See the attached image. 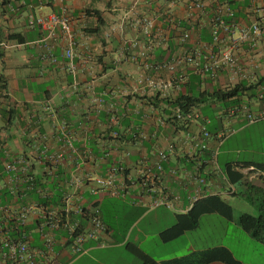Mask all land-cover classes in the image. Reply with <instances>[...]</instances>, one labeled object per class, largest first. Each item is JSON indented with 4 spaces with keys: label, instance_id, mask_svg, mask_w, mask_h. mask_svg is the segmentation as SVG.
I'll list each match as a JSON object with an SVG mask.
<instances>
[{
    "label": "crops",
    "instance_id": "crops-1",
    "mask_svg": "<svg viewBox=\"0 0 264 264\" xmlns=\"http://www.w3.org/2000/svg\"><path fill=\"white\" fill-rule=\"evenodd\" d=\"M197 1L203 4V9H190L188 0H64L72 13L78 54L76 71L71 72L61 60L67 47L66 37L57 31L50 41V50L58 58L57 62L45 57L46 47L40 42L43 32L33 19L57 10L59 3L0 0V43H7L0 46L1 193L10 195L13 190L5 164L15 157H24L31 163L37 180L52 195L53 202L59 200L63 191L71 189L69 183L73 177H79L82 180L79 203L90 211L97 202L107 228L98 239L86 241L80 253L62 243L56 245L62 264H141L132 246L140 248L156 262L224 246L243 263L264 264V244L245 232L236 221L215 212L203 214L198 223L199 226L201 220L206 219L221 225L223 235L215 244L201 248L192 246L184 254L168 252L159 256L144 246V242L154 238L170 242L161 239V232L176 223L178 214L192 207L197 191L202 194L201 198L216 194L231 204L230 199L238 193L236 185L242 181L240 196L246 200L250 192L260 197L250 186L264 190V170L259 166L264 163V128L260 129L264 126L261 123L264 117L250 121L247 111L241 109L246 105L251 113L264 111V97H261L264 95V0ZM31 5L33 16H30ZM227 8L230 14H226ZM218 13L237 28L227 32L219 26L222 40L216 48L225 47L243 27L253 23L261 27L256 45L246 42L240 51L249 78L233 79L228 71L211 77L195 73L186 65L184 80L176 79L178 74L170 75L172 83L166 88V95L199 94L237 85L251 89L229 100L208 98L193 109L200 116L178 129L171 122L174 106L169 100L162 98L165 96L160 90L138 84L137 78L143 69L131 55L144 50L150 61L159 62L187 49L209 45L213 42V17ZM143 17L154 20L151 35L142 28ZM185 31H190V37L183 43L181 35ZM162 39L165 42L154 45ZM168 78L167 72L160 75L165 82ZM206 106L217 113L204 114ZM235 108L237 111L233 114L231 110ZM214 122L218 125L215 130L209 128ZM255 128L259 130L252 131ZM205 130L211 133L206 140L208 150L198 152L193 158L196 151L193 137ZM66 132L72 135L73 148L69 149L55 175H51L44 151L59 152ZM221 134L224 136L219 139ZM171 143L174 150L164 163L158 185L162 192L169 191L178 198L172 205L154 207L151 203L155 196L143 192L137 183L139 168L153 167L158 151L167 149ZM212 150L217 152L221 171L209 161ZM200 159H207L199 172L205 178L204 183L188 176ZM115 166L119 170L113 186L98 187L94 193V179L107 176ZM229 167H232L234 182L229 180ZM230 188L234 192L231 193ZM29 197L38 198L35 192H29ZM234 209L236 215L241 213ZM81 220L86 226L87 219ZM124 220L126 224L122 226ZM141 220H146L144 226L138 225ZM151 221L154 223L152 238L147 229V222ZM157 246L162 248V243ZM209 264L228 263L213 261Z\"/></svg>",
    "mask_w": 264,
    "mask_h": 264
},
{
    "label": "built area",
    "instance_id": "built-area-1",
    "mask_svg": "<svg viewBox=\"0 0 264 264\" xmlns=\"http://www.w3.org/2000/svg\"><path fill=\"white\" fill-rule=\"evenodd\" d=\"M59 3V8L46 14H39L33 19L39 25L43 32L40 40L46 47L45 57L57 62L50 50V41L57 35V31L66 37L67 47L62 55V61L65 62L67 69L71 72L76 71L75 58L78 54L75 52L74 33L71 25L72 13L64 0H53ZM190 9H203V4L197 0H188ZM32 5L30 6V16L32 14ZM226 14H230L227 8ZM222 13V12H221ZM215 27L212 29L213 42L209 45H203L197 48L187 49L184 53L164 59L159 62H152L146 57V51L141 50L139 54L131 55V59L139 61L143 72L138 76L137 82L143 87H149L160 90L163 96H166L169 84L172 83L170 75H174L178 80H184L186 65L191 66L193 72L198 74L217 77L220 72L228 71L233 79H247L249 75L243 66L240 58V51L244 43L249 42L255 46L258 37L261 35V27L258 23H253L249 27L239 29L238 36L231 38V41L225 47L216 48L221 43V34L219 26L225 31L232 32L236 25L229 24L225 17L220 13L213 17ZM142 28L147 35H151L154 29V20L150 17H143L140 20ZM190 37V31H185L181 35V42L185 43ZM165 42L160 40L161 44ZM6 42H1L0 46H5ZM136 47V43L134 44ZM181 70V71H180ZM163 72L169 74L168 81L160 79ZM264 97L261 94V97ZM99 103L100 99H96ZM248 107L242 106L241 109L247 111L250 121H255L264 117V111L251 113ZM237 109H232L234 114ZM200 116L195 110L182 111L176 107L172 118L180 121H192ZM211 136L209 131H203L200 135L193 137V144L196 151L195 155L208 150L206 140ZM221 139L224 135H218ZM63 146L59 152L47 153L44 151L45 163L48 165L49 174L55 175L58 166L62 164L69 149L73 148L72 135L65 133ZM174 150V144L171 143L167 149L158 151V160L153 167L141 166L137 183L142 191L152 195L151 205H172L174 196L169 191L162 192L158 181L164 172V163L170 158ZM199 155V154H198ZM198 157V156H197ZM209 161L212 162L217 171H221L217 162V152L210 151ZM207 163V159H200L197 162L195 170L188 172L192 180L204 183L205 178L199 172ZM154 169V170H153ZM119 170L118 167L110 169L107 176L96 177L94 179L96 187L92 189L97 193L98 187H111L114 183V176ZM5 171L9 175L11 184V194L1 193L3 186H0V264H62L59 255L55 250L56 245L62 243L71 248L75 253L83 251V244L88 240L98 239L105 231L106 225L100 214V207L97 202L90 211H86L79 203L80 195L78 190L81 188L82 180L79 177H73L70 181L71 189L63 191L57 202L52 201V195L46 192L41 181L31 171V163L24 157H15L5 164ZM23 186L20 188V186ZM29 192H35L38 198L29 199ZM230 192H234L230 188ZM202 194L197 191L193 203L201 198ZM87 219V225L81 224V219Z\"/></svg>",
    "mask_w": 264,
    "mask_h": 264
},
{
    "label": "trees",
    "instance_id": "trees-1",
    "mask_svg": "<svg viewBox=\"0 0 264 264\" xmlns=\"http://www.w3.org/2000/svg\"><path fill=\"white\" fill-rule=\"evenodd\" d=\"M98 20L101 21L99 13H96ZM5 88V85H3ZM250 88L237 85L231 88L215 89L213 92H202L199 94H177L176 96L166 95L169 103L176 107H180L182 111L197 109L200 104L208 98L229 100L244 94L245 90ZM163 96V95H162ZM171 122L176 128H184L188 124V120L180 121L171 117ZM264 170V163L259 165ZM228 176L231 182H234L232 167L228 168ZM254 191L261 193L256 198L252 192L247 195L248 200L258 207V214L241 212L235 213L234 206L220 195H209L196 200L192 207L186 213L177 215L176 223L170 228L161 232L160 236L163 241H171L181 236L187 230L194 229L198 226L199 219L206 213H218L230 221H236L243 230L249 233L257 241L264 244V190L260 187H253ZM131 250L140 259L141 264H209L213 261H222L228 264H246L234 257L233 253L224 246H217L204 251L192 253L179 258L169 259L163 262H156L148 254L136 246H132Z\"/></svg>",
    "mask_w": 264,
    "mask_h": 264
},
{
    "label": "rangeland",
    "instance_id": "rangeland-1",
    "mask_svg": "<svg viewBox=\"0 0 264 264\" xmlns=\"http://www.w3.org/2000/svg\"><path fill=\"white\" fill-rule=\"evenodd\" d=\"M203 112L206 115L212 116L217 113V110L210 108V106H206L204 107ZM261 123H264V120H262ZM217 127L218 125L215 122L209 125V128L213 130H215ZM263 128L264 126L260 127V129ZM258 130L259 128H255L252 131H258ZM227 131H232V130L227 129ZM255 145L257 146V144ZM258 146H261L260 143H258ZM260 149L261 148L259 147L258 150ZM243 183L244 181L236 185L238 193L230 199V202L236 208L237 213L241 211V212H249L257 215L258 207L255 204L249 202L248 200L240 196V194L243 192V187H242ZM245 183L247 184L246 181ZM259 195L261 196L262 194L260 193ZM125 224H126V220L121 222L122 226H124ZM145 224H146V220L138 221V225L140 226L142 225L144 226ZM153 228H154V223L147 222V229L151 234L150 236L151 238L154 233ZM222 235H223V231L219 223L203 219L201 220L200 225L196 229L188 232V234L186 235H182L179 238L166 243L161 242V240H159L158 238H156V241L155 238L152 240L150 239L148 242H144V246L147 247L153 254L157 256H159L160 254H167L168 252L170 254L179 255V254H184L189 250H191L193 248L192 246L194 247L199 246L201 248L204 246L215 244L220 240ZM161 243H162V248H159L157 244L161 245Z\"/></svg>",
    "mask_w": 264,
    "mask_h": 264
}]
</instances>
